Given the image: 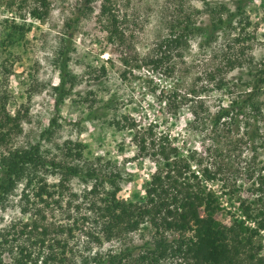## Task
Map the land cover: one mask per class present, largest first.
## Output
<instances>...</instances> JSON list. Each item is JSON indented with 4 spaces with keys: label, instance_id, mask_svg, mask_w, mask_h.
Listing matches in <instances>:
<instances>
[{
    "label": "rangeland",
    "instance_id": "rangeland-1",
    "mask_svg": "<svg viewBox=\"0 0 264 264\" xmlns=\"http://www.w3.org/2000/svg\"><path fill=\"white\" fill-rule=\"evenodd\" d=\"M48 1L46 13L37 18L28 12L31 0H0V101L9 114H17L20 127L2 135L0 153L37 142L47 160L78 163L92 172L116 169L121 177L116 195L126 201L142 195L141 182L157 163L137 150L136 139L145 134L148 123L168 134L169 145L189 159L193 173L199 166L209 165L218 148L224 149L225 161L235 164L248 156L246 144L231 142L241 126L235 133V123L213 125L210 116L218 104H226L247 89L254 69L264 61V0H240L243 16L229 27L217 29L207 42L205 32L189 36L181 54L168 60L169 71L164 64L153 68L145 61L167 33L178 4L196 24L205 25L210 7L223 5L224 12L234 9L238 0H109L120 20V43L106 38V18L102 20L98 14L101 0H93L92 11L79 18L67 41L61 39L67 31L63 21L72 14L76 0ZM244 16L247 24H243ZM64 42L70 45L66 60L73 83L55 104L57 54ZM121 57L130 62L124 64ZM262 87L257 99L264 109V82ZM191 108L197 110L194 120ZM51 116L55 121L49 123ZM66 141L71 146L79 143L78 157L65 156ZM258 150L264 161V146ZM198 158L201 164H197ZM92 181L86 176L62 178L48 164L36 168L28 183L22 176L0 202V233L7 240L2 250L4 262L15 264L21 251L29 253L28 262L35 259L41 264L45 243L60 251L55 239L64 240V256L58 264H76L82 255L117 250L123 244L153 237L151 225L141 222L107 239L102 219L90 204L100 203L103 190L98 185L95 193L89 192ZM246 184L237 191L241 197L249 195ZM209 185L226 207L243 217L234 194H221L218 181ZM216 215L227 222L228 213L222 210ZM31 221L37 224L34 231L28 230ZM245 222L254 225L250 218ZM42 225L47 230L44 245L37 237ZM253 238L260 243L259 254L264 259V225ZM174 260L166 257L160 264H173Z\"/></svg>",
    "mask_w": 264,
    "mask_h": 264
},
{
    "label": "trees",
    "instance_id": "trees-1",
    "mask_svg": "<svg viewBox=\"0 0 264 264\" xmlns=\"http://www.w3.org/2000/svg\"><path fill=\"white\" fill-rule=\"evenodd\" d=\"M31 1L33 4L28 12L34 17L42 18L49 1ZM92 2L93 0H76L72 14L63 21L67 31L61 35L62 40L67 41L71 29L76 26L79 18L92 11ZM109 2L100 1L98 14L102 20L106 18L104 23L106 38L111 42L120 43L123 41L120 20L113 13ZM223 8V5L210 7L208 22L199 25L179 3L178 11L168 23L167 33L155 43L154 53L147 57L145 63L153 68L164 64L169 71L171 68L170 64H167L168 60L173 54L178 56L181 54L189 36L195 32H205L204 40L207 42L217 29L229 27L236 17L243 16L240 0L232 10L223 12L221 11ZM247 22V17L244 16L243 24ZM11 26L19 28L21 24ZM28 27L29 25L23 29ZM69 46L67 42L62 43L57 54L59 76L55 104L62 99L73 83L66 60ZM121 60L124 64L130 62L125 57H121ZM226 60L232 62L228 58ZM134 65L137 66L136 60ZM66 81L69 84L67 87ZM263 82L264 61L261 66L254 69L247 89L242 93L237 92L234 99L226 104H218L210 116L213 125L225 124L227 121L235 123V133L238 132L239 125L241 126L240 134L231 142L246 144L249 153L243 159L237 160V164L225 161L222 154L224 149L222 151V148H218L215 151L218 157L214 154V159L209 165L203 164L199 166L197 173H193L189 159L177 154L175 146L169 145L168 134L156 131L153 124L148 123L145 134L140 133L136 139L137 150L142 155L155 159L157 163L148 177L141 182L143 193L139 198L126 201L116 195L119 189L118 179L121 178L118 170L92 172L82 168L78 163L47 160L41 154L39 144L34 142L20 149L0 153V202L22 176L25 175L28 183L36 168L48 164L59 170L62 178L76 175L93 179L88 188L89 192L95 193L97 186H101L103 195L100 203L95 205L90 201V204L95 207L97 218L102 219L101 229L107 239L121 230H132L141 222H148L153 228V237L150 240L144 239L131 245L123 244L117 250L109 249L105 253L94 251L82 255L76 264H126L129 260L131 264H160L166 257L175 258L173 264H264V259L259 254L260 243L253 238L264 225V161L259 157L258 150L264 146V109L257 99L263 91ZM197 115V110L191 108L192 120L197 118ZM54 121V116H51L49 123ZM12 128L16 131L20 129L17 114H9L0 101V138L3 134L8 136ZM68 142L64 144L65 156L78 157L79 143H72L71 146ZM196 162L201 164L202 161L198 158ZM29 174H32L31 177ZM213 181H218L221 194H234L236 207L240 209L243 217H237L222 203L220 195L209 185V182ZM245 182L249 195L241 197L237 191ZM222 210L228 213L227 222H223L216 215ZM248 218L254 221V225L245 222ZM34 222L31 221L28 230H36L37 224ZM39 232L41 235L38 234V240L44 245L43 236L47 232L45 225L40 226ZM92 237L96 240L99 238L97 235ZM6 241V237L0 233V264H6L2 259ZM55 243L61 246L60 251H53L51 243H45L46 251L40 258L41 264L49 262L58 264L61 261L64 256V240L55 239ZM132 250L136 251L135 255ZM26 257L31 259L28 252L20 251L15 264H36L35 259L28 262Z\"/></svg>",
    "mask_w": 264,
    "mask_h": 264
}]
</instances>
